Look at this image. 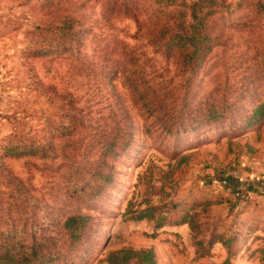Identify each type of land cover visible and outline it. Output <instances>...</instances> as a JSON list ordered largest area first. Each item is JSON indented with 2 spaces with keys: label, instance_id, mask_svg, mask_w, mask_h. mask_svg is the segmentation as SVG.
Segmentation results:
<instances>
[{
  "label": "rangeland",
  "instance_id": "374dc122",
  "mask_svg": "<svg viewBox=\"0 0 264 264\" xmlns=\"http://www.w3.org/2000/svg\"><path fill=\"white\" fill-rule=\"evenodd\" d=\"M121 1L58 0L47 15L48 0H0V147L15 130L41 127V111L48 108L51 94L39 82L71 93L82 109L102 100L105 90L93 86L89 71L94 66L86 63L96 60L93 50L111 49L117 40L142 45L148 37L147 28L139 30L132 18L117 10L108 13ZM226 1L234 19L225 26V43L192 75L185 95L188 105L200 98L239 100L221 121L167 135L130 88L115 80L133 122L134 139L113 160L111 183L94 198L71 195L73 180L64 177L59 157L8 158L0 149V212L7 207L5 196H17L15 190L7 191L11 174L30 184V194L37 199L35 227L60 250L54 264H107V253L123 248H152L157 264H223L226 259L229 264H264V188L247 194L248 188L227 179L254 163L264 168V121L242 127L253 106L264 102V20L246 22L241 18L246 11H235L237 0ZM127 2L136 5L142 21L151 12L148 0ZM62 10L81 18L88 29L79 57L30 55L26 48L36 41V26ZM179 76L178 70V85ZM146 207L155 208L154 219H136V212ZM72 213L90 218L84 238L76 244H69L56 225ZM220 240H228V247Z\"/></svg>",
  "mask_w": 264,
  "mask_h": 264
},
{
  "label": "trees",
  "instance_id": "16d2710c",
  "mask_svg": "<svg viewBox=\"0 0 264 264\" xmlns=\"http://www.w3.org/2000/svg\"><path fill=\"white\" fill-rule=\"evenodd\" d=\"M57 1L45 3L47 15L57 8ZM127 1L112 4L108 13L117 10L119 15L132 18L139 30L147 28L148 37L142 45L117 40L111 49L93 50L96 60L86 63L94 66L89 71L93 86L100 85L105 90L102 100L82 109L71 93L57 92L53 86L39 82L44 92L51 94L46 98L48 108L41 111V127L33 132L15 130L0 147L2 156L8 158L59 157L65 168L64 177L73 180L71 195L78 197L86 193L94 198L104 185L111 183L113 160L134 139L133 122L114 87L115 80L123 81L130 88L144 112L167 135L191 132L221 121L239 101L227 103L200 98L193 105L185 101L192 75L225 43V26L234 19L230 3L226 0H148L151 12L142 21L136 5L130 6ZM239 10L246 11V17H241L246 22L264 20V0H237L235 11ZM53 18L36 26V41L26 51L37 58L60 54L79 57L82 41L89 34L81 18L63 10ZM170 68L174 69L173 74ZM247 91L248 88L244 93ZM261 121H264V102L253 106L242 127L251 128ZM11 177L8 182L11 189L7 191L15 190L17 196H5L3 207H7L0 212V224H4L0 230V264L56 263L61 258L60 250L35 227L37 199L30 194L32 186L12 174ZM154 210V207L141 209L136 212V219L153 220ZM56 225L69 244H76L84 238L90 218L80 213L66 214ZM220 242L228 247V240ZM105 262L157 264L152 248L111 251ZM229 263L226 259L223 264Z\"/></svg>",
  "mask_w": 264,
  "mask_h": 264
},
{
  "label": "crops",
  "instance_id": "0c3cea01",
  "mask_svg": "<svg viewBox=\"0 0 264 264\" xmlns=\"http://www.w3.org/2000/svg\"><path fill=\"white\" fill-rule=\"evenodd\" d=\"M241 170L240 175L227 178L229 183H238L242 186L241 188H243V186L248 188L247 194H255L259 188H264V168L261 167L259 163H254L253 166H249V169L244 168ZM236 191V188L232 190L235 194Z\"/></svg>",
  "mask_w": 264,
  "mask_h": 264
},
{
  "label": "built area",
  "instance_id": "2783aa9c",
  "mask_svg": "<svg viewBox=\"0 0 264 264\" xmlns=\"http://www.w3.org/2000/svg\"><path fill=\"white\" fill-rule=\"evenodd\" d=\"M224 184H225V182H224Z\"/></svg>",
  "mask_w": 264,
  "mask_h": 264
}]
</instances>
